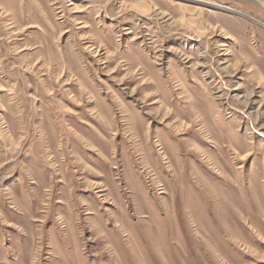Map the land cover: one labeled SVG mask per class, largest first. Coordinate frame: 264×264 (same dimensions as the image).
<instances>
[{
	"label": "rangeland",
	"instance_id": "374dc122",
	"mask_svg": "<svg viewBox=\"0 0 264 264\" xmlns=\"http://www.w3.org/2000/svg\"><path fill=\"white\" fill-rule=\"evenodd\" d=\"M0 264H264V0H0Z\"/></svg>",
	"mask_w": 264,
	"mask_h": 264
},
{
	"label": "bare ground",
	"instance_id": "6f19581e",
	"mask_svg": "<svg viewBox=\"0 0 264 264\" xmlns=\"http://www.w3.org/2000/svg\"><path fill=\"white\" fill-rule=\"evenodd\" d=\"M215 5H216V3H215ZM217 6H218V7H222V6L219 5V4H218ZM223 8H224V7H223ZM225 9H227V10H231V9L226 8V7H225Z\"/></svg>",
	"mask_w": 264,
	"mask_h": 264
}]
</instances>
